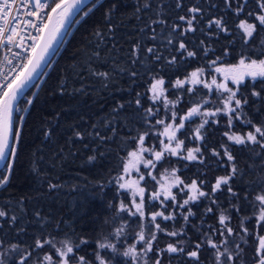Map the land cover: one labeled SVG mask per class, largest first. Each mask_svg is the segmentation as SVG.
Wrapping results in <instances>:
<instances>
[{
    "label": "trees",
    "instance_id": "obj_1",
    "mask_svg": "<svg viewBox=\"0 0 264 264\" xmlns=\"http://www.w3.org/2000/svg\"><path fill=\"white\" fill-rule=\"evenodd\" d=\"M145 3L150 7L145 8ZM180 3L181 7L177 8V0H93L77 14L59 50L15 105L21 113L14 114L13 127H19L22 135L17 156L11 159L14 167L10 182L0 187V210L8 213L7 217L0 218V241L5 247L12 243L22 247L30 245L37 236H55L63 240L67 234L76 243H79L78 237L88 238L86 250L90 255L96 241L108 231L104 221L111 218L113 211L108 202H118L115 199L116 177L122 173L128 152L137 146L135 138L148 132L146 141L153 140L157 130L153 116L147 117L150 124L145 122L144 109L151 105L159 108L158 116L165 113L160 104L156 107L149 99L151 93L147 89L153 77L164 78L165 87L169 89L166 95L174 99L178 91L169 82L184 79L197 68L206 70L217 56L221 57L218 63L223 66L234 64L241 56L264 58V32L244 44L242 33L236 27L245 14L235 17L233 11L225 8L223 0H180ZM113 4L117 7L110 12ZM193 6L202 9L201 14H192L197 16L193 23L195 30L180 36L186 24L179 16H189L188 8ZM220 16L229 28L227 33L219 31L215 25L208 27V20ZM173 24L180 25L175 32H172ZM97 32L100 34L96 35ZM168 39L173 43L168 44ZM180 40L197 55L187 57L185 53L182 57L176 51ZM148 48H153L154 52L149 53ZM225 49L229 53L227 56L223 55ZM157 55L161 59L156 60ZM172 56L177 57V62L169 65L167 61ZM133 72L135 76L131 75ZM94 73H107V76ZM253 87L264 95L262 78L252 82L245 80L241 92L248 95ZM198 92L201 99L209 96L202 88ZM137 93L141 96L137 97ZM179 96V110L200 101L196 99L197 94L179 92ZM29 99L33 101L31 105L27 103ZM136 99H141L142 108H137ZM252 99L255 102L245 106V110L255 119H264V110L257 112L259 100ZM218 119L223 125L224 118ZM241 127L237 122L236 131ZM45 131L49 133L47 136ZM77 131L82 138L75 136ZM223 131V126L211 122L202 129L204 139L199 146H202L203 163L165 158L162 167L177 169L178 176L185 182L207 180L205 190H210L216 177L225 174L216 157L211 155L213 147L219 148ZM232 147L238 157V166L249 172L243 176L244 182L254 185L264 179L261 170L264 165H260L259 159L250 158L238 146ZM89 156L96 159L89 162ZM50 183L57 187L50 189ZM100 185L104 186L102 193ZM237 186L242 194L243 187ZM153 204L156 207L149 211L163 210L158 208V202ZM208 206L209 201L205 199L186 206L196 213L189 218L188 224L179 215L186 209L178 210L175 221L157 219L169 231L179 230L183 225L187 236L182 238L195 242L199 236L196 227L207 231L209 225L216 224L221 210L227 208L231 212L222 195L220 207L212 206L215 214L204 215ZM169 211L174 210L170 208ZM252 214L251 208L243 207L239 215H232V227H237L241 217ZM13 215L17 217L14 223L11 221ZM244 222L250 228L254 224V221ZM21 228L25 230L22 233L19 232ZM131 229L138 230V225L131 223ZM157 235L158 247H166L170 238L163 233ZM213 239L218 240V237ZM231 239L234 248L240 240L237 236ZM250 245L251 240L241 245L243 260L237 264H253L254 251ZM44 251H48L47 246ZM201 262L212 264L211 250L202 251ZM163 264H169L167 253L163 256ZM171 264H191V261H187L186 256L173 255Z\"/></svg>",
    "mask_w": 264,
    "mask_h": 264
},
{
    "label": "snow or ice",
    "instance_id": "obj_2",
    "mask_svg": "<svg viewBox=\"0 0 264 264\" xmlns=\"http://www.w3.org/2000/svg\"><path fill=\"white\" fill-rule=\"evenodd\" d=\"M81 3L82 0H58V2L54 0L53 4H49L48 0H20V4L16 5L15 0H0V21L3 22L0 24V48L11 53L13 57H20L21 53H24L23 62L11 69V76L8 73H0L4 81L0 83V161L17 156V145L22 135L19 127H13V102L33 79L69 17ZM223 4L225 8L234 12L235 17L245 14V18L240 19L236 24L242 33L244 44H248L255 35L264 32V0H235V7L233 0H223ZM14 7L17 9L16 15H10ZM116 7L117 5L113 4L109 11L115 10ZM144 7L148 8L150 5L145 3ZM176 7H181L180 0H177ZM21 9L25 18L22 26L18 28ZM188 13L189 16H179V20L186 24L180 36L195 30L193 23L197 16L192 14H201L202 9L193 6L188 8ZM213 25L221 32L229 31L223 16L208 20V27ZM179 27L180 25L173 24L172 32ZM25 28H31L33 31L25 36ZM29 40L30 44L27 43ZM167 42L172 44L173 40L168 39ZM14 47L19 51L13 52ZM147 51L152 53L154 49L148 48ZM176 51L180 52L182 57L185 53L187 57L197 55L196 52L188 50L183 40H180ZM228 54V50L225 49L223 55ZM155 59L159 60L161 57L157 55ZM220 60L221 57L217 56L209 62L208 67L217 74L212 75L210 80L205 78L203 68H197L184 79L177 78L174 82H169L171 87L180 93L195 95L198 89L202 88L207 90L208 94L215 95L216 106L211 109L204 107L211 103L207 96H204L202 103H194L186 112L180 114L181 110L177 108L179 97L175 101L169 100L165 96L169 89L165 87L164 78L153 77L147 89L151 93L149 99L152 105L162 102L165 112H170L167 122L164 118L155 120L156 124L163 125L164 128L163 132L157 133V138L164 137V139H160L157 150V148L145 147V137L149 135L148 132L138 134L135 138L137 146L135 150L128 152L122 165V174L116 177L115 199L118 202H108L109 208L113 210L111 218L104 221L108 231L96 241L90 255L86 250L89 247V239L83 236L77 238L79 243L67 234L63 240H57L55 236H37L32 244L23 247L18 243L5 247L3 241H0V264H9L10 261L11 264H114V262L115 264H163L165 253L169 255V264L173 255L186 256L191 264H202L201 253L205 250L212 251V264H237L238 261L243 260L244 248L241 245L249 244L250 240V246L254 251L253 264H264V179L255 182L254 185L245 183L243 176L249 172L238 166V157L232 147L238 146L241 150H245L250 158H258L260 165H264V119H255L245 110V106L255 102L252 98L260 102L257 112L264 110V95L254 87L248 95L241 92L246 77L252 81L258 78L264 79V58L252 59L241 56L238 63L227 66L219 64ZM176 62V56H172L167 61L169 65ZM7 63L12 64L13 61L9 60ZM94 74L107 76V73ZM131 75L135 76L136 73L133 72ZM185 85L190 86L185 87ZM139 96L141 93H137V97ZM27 103L31 105L33 101L29 99ZM135 104L137 108H142L141 99H136ZM144 112L145 122L150 124L147 117H155L159 108L154 109L150 105L144 109ZM197 116L202 117V122L191 130L189 122ZM218 117L224 118L223 125ZM20 119L23 120V117ZM210 122L225 129L219 148L213 147L211 150V155L216 157L218 166L225 170V174L217 176L208 191L205 190L209 183L207 180L193 179L190 183H186L176 175L177 169H172L170 175L173 179L170 182L163 183L158 180L153 170L166 156L178 157L189 162L198 159L201 163L204 162L202 146L187 148L185 140L202 141L204 139L202 129ZM237 122L242 126L238 132ZM178 133L184 135L185 139H181ZM48 134L45 131L44 135ZM75 136L82 138L78 131L75 132ZM100 139L105 138L100 137ZM197 154H200L199 157ZM95 159V156L88 157L89 162ZM13 167L12 160L7 159L5 171L0 173V187L10 182ZM261 170L264 171V168ZM133 172L136 173V178L129 179ZM149 178L155 180L158 185L151 191L148 189ZM237 184L243 187L242 194ZM56 187V184H49L50 189ZM173 188H178L179 193H174ZM103 190L104 186L100 185V192L102 193ZM180 194L186 196L182 202L178 198ZM221 195L227 199L231 212L227 208L221 210L216 216V224L209 225L207 231H201L196 227L195 231L199 236L195 242L190 238L188 240L182 238L187 236L183 225L179 230L169 231L167 226L162 225L157 219L175 221L178 210L186 209L185 212H179V215L182 216L185 224H188L189 218L196 213L186 206L201 202L202 199L209 201L204 215L215 214L212 206L220 207ZM153 202H158V208L163 210L149 211L150 208L156 207ZM243 207L251 208L253 214L241 217L237 227L234 228L230 223L232 215H239ZM170 208L174 211H169ZM7 215L5 210H0V218ZM36 216L39 217L40 213L37 212ZM16 219L15 215L11 217L13 223ZM245 220L254 221L251 228L245 224ZM131 223L137 224L138 230H132ZM24 231L23 228L19 230L21 233ZM158 233L170 238V242L164 248L158 247ZM234 236L239 237L240 242L235 243L233 248L231 245L234 242L231 238ZM213 237H218V240ZM81 245L84 248H81ZM46 246L48 251H44Z\"/></svg>",
    "mask_w": 264,
    "mask_h": 264
},
{
    "label": "rangeland",
    "instance_id": "obj_3",
    "mask_svg": "<svg viewBox=\"0 0 264 264\" xmlns=\"http://www.w3.org/2000/svg\"><path fill=\"white\" fill-rule=\"evenodd\" d=\"M238 61H239V59H238L234 64L238 63ZM212 75H217V74L214 72V70H213L212 68H209V67H208V68L205 70V78H207L208 80H210ZM218 79H219V77H218ZM258 79H259V78H258ZM245 80H249V81L252 82V80H251L250 78H248V77H246ZM188 86H190V85H185V87H188ZM206 92H207V90H206ZM196 94H197L196 99H200V101H199L198 103H202V99L200 98V94H199V92L197 91ZM207 94H208V93H207ZM208 95H209V96L207 97V99H208L209 101H211V103L205 105L204 107H205V108H209V109H211V108H214V107L216 106V104H215L216 96L213 95V94H208ZM165 96H167L166 93H165ZM178 96H179V92L176 93L174 99H170V98H168V99H169V100H172V101H175V100H177V97H178ZM179 99H180V96H179ZM158 104H160V105L163 107V110H164L163 103L161 102V103H158ZM156 107H157V105H156ZM162 107H161V110H162ZM169 107L171 108V105H170ZM157 108H158V107H157ZM187 109H188V108H187L186 106H183V107H182V110H181V112H180V114H183L184 112H186ZM164 112H165V110H164ZM158 113H159V112H158ZM168 115H170V112H168V113L165 112V113H163V115H161V116H160V115L158 116V115L156 114V116L154 117V124H155L157 130H155V132L153 133V134H154V137L152 138L153 140H148V141H146V138H145V147H148V148H157V150H158L159 143H160V139H164V137H159V138H157V133H159V132H163L164 128H163V125H158V124H156V123H155V120L158 119V118H164V119H166V122H167V116H168ZM15 116H16V114H15ZM157 116H158V117H157ZM20 118H21V117H20ZM13 119H14V117H13ZM209 120H211V118H209ZM201 122H202V117H199V116H197V117H193V118H192V121L189 122V128H190L191 130H194V129H195V128H196ZM189 134H190V133H189ZM178 135H180V134L178 133ZM180 138H181V139H185V136H184V135H180ZM200 143H201V141H196V140H185V144H186V147H187V148H195V147L199 146ZM134 150H135V149H134ZM184 154L186 155V152H185ZM145 155H147V154H145ZM197 155H198V157H199L200 154H197ZM165 158L179 159L178 157H171V156H166ZM179 160H182V159H179ZM198 160H199V159H198ZM184 161H186V160H184ZM161 162H162V161H161ZM161 162L158 163L157 168L153 170V173H154V175L157 177L158 180H161V182H163V183L170 182V181L173 179V177H171L170 173H171L172 169H174V168H171V167H164V168H163L162 165H161ZM121 174H122V173H121ZM121 174H120V175H121ZM176 175L178 176V173H177V172H176ZM135 178H136V173L133 172L132 175H131V177H129V179H135ZM165 178H166V179H165ZM141 183L143 184V182H141ZM186 183H190V182H186ZM154 187H158V185L156 184V181H155V180H151V179L149 178V179H148V189H149V191H151ZM172 191H173L174 193H179V189H178V188H173ZM178 198H179L180 201L182 202L183 199L186 198V196H184L183 194H180Z\"/></svg>",
    "mask_w": 264,
    "mask_h": 264
},
{
    "label": "water",
    "instance_id": "obj_4",
    "mask_svg": "<svg viewBox=\"0 0 264 264\" xmlns=\"http://www.w3.org/2000/svg\"><path fill=\"white\" fill-rule=\"evenodd\" d=\"M93 0H82V3L77 6V8L73 11L72 15L69 17L68 21L66 22L64 28L61 30L60 36L58 39L54 42L52 49L48 53V55L45 57L44 61L41 64V67L37 70L36 74L34 75L33 79L28 83V85L19 93L16 100L13 102V117H14V109L15 105L18 101V99L23 95V93L38 79L40 74L42 73L43 69L46 67L48 62L51 60V58L55 55V53L59 50L62 40L68 30V28L71 26V24L74 22L77 14L83 9L86 5H88ZM7 159H12L11 157L6 158L5 161H0V172L5 167V164L7 163Z\"/></svg>",
    "mask_w": 264,
    "mask_h": 264
},
{
    "label": "built area",
    "instance_id": "obj_5",
    "mask_svg": "<svg viewBox=\"0 0 264 264\" xmlns=\"http://www.w3.org/2000/svg\"><path fill=\"white\" fill-rule=\"evenodd\" d=\"M56 2H58V0H56ZM16 5L20 4V0H15ZM49 4H53L54 0H48ZM17 9L14 7L13 11L10 15H16ZM21 12V21L20 23L17 24V27H21L22 26V21L25 18V16L23 15V9L20 10ZM3 22L0 21V24H2ZM33 30L31 28H25L24 29V35L26 36L28 34V32H32ZM27 43H31V41H27ZM19 51V49L17 48H13V52ZM23 58H24V53H21L20 57H13L11 53L7 52L6 50H4L3 48H0V73H8L9 76H11V69L16 68L19 66L20 63L23 62ZM13 61L12 64H8L7 61ZM3 76L0 75V83H3ZM21 113V109L17 108L14 109V114L19 115ZM6 167H3V169L1 170V172L5 171Z\"/></svg>",
    "mask_w": 264,
    "mask_h": 264
}]
</instances>
